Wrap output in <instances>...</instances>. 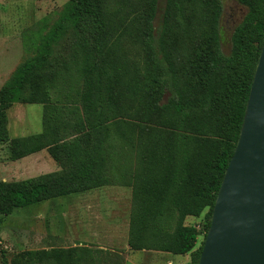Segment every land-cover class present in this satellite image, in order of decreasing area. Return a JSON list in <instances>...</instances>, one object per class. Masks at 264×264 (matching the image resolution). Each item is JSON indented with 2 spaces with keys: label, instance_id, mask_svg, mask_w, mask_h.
Masks as SVG:
<instances>
[{
  "label": "trees",
  "instance_id": "16d2710c",
  "mask_svg": "<svg viewBox=\"0 0 264 264\" xmlns=\"http://www.w3.org/2000/svg\"><path fill=\"white\" fill-rule=\"evenodd\" d=\"M237 1L247 10L228 54L222 0H166L157 25L158 0H68L47 31L26 36L30 55L0 88V143L13 160L48 149L61 169L0 180V229L16 209L118 182L132 190L130 250L198 264L264 43V0ZM125 43L139 49L134 61ZM17 102L44 105L41 133L10 137ZM203 212L196 247L200 230L185 220ZM110 253L26 250L10 264H104Z\"/></svg>",
  "mask_w": 264,
  "mask_h": 264
},
{
  "label": "rangeland",
  "instance_id": "374dc122",
  "mask_svg": "<svg viewBox=\"0 0 264 264\" xmlns=\"http://www.w3.org/2000/svg\"><path fill=\"white\" fill-rule=\"evenodd\" d=\"M165 1L158 0V9L154 20L155 25L159 23ZM222 1L224 6L221 19L222 48L228 54L231 49L232 32L243 19L247 9L237 0ZM67 2L68 0H0V88L23 59L30 55L24 45L26 36L28 38L32 35L38 29L40 23H43L44 31H47ZM124 48L131 53L132 61H134L139 53L137 46L125 43ZM67 53V41L63 40L55 47L54 54L63 57L67 56ZM72 72L68 71L67 77ZM66 88H68L67 85ZM75 98L78 101L80 100V96ZM43 114V104L14 103L13 107L8 111L10 137H23L41 133L44 129ZM68 132L69 134L74 133L72 130ZM122 157V162H127L124 161L127 156L123 155ZM48 158L50 160L49 163H47ZM55 164L56 161L52 158L48 149L37 154H31L25 159L23 157L13 160L11 158L10 142L0 143V180L9 181L34 177L50 171L51 166L54 169ZM63 166L64 168L69 167L67 159L63 160ZM113 172L115 173L116 169H113ZM70 202L71 197L69 196L58 197L26 208L16 209L9 215L0 229V264H10L15 255L26 250H66L73 246H78L74 245L72 241V215L74 211L69 206ZM205 212L199 217L187 218L189 224H196L200 230L196 247L204 239ZM98 221V223H102L97 224L98 227L104 224L107 226L113 225L108 220ZM124 223L125 221L122 218V228L119 229V237L124 235ZM101 230L106 231L109 229ZM108 251H111V255L107 257V261L104 264H110L109 262L111 264H115V262L124 264V255L121 249H108ZM170 256L175 258L176 264H191L190 253L186 255L170 254ZM160 262L159 258H152L150 264H160Z\"/></svg>",
  "mask_w": 264,
  "mask_h": 264
},
{
  "label": "water",
  "instance_id": "95a60500",
  "mask_svg": "<svg viewBox=\"0 0 264 264\" xmlns=\"http://www.w3.org/2000/svg\"><path fill=\"white\" fill-rule=\"evenodd\" d=\"M198 264H264V43Z\"/></svg>",
  "mask_w": 264,
  "mask_h": 264
},
{
  "label": "crops",
  "instance_id": "0c3cea01",
  "mask_svg": "<svg viewBox=\"0 0 264 264\" xmlns=\"http://www.w3.org/2000/svg\"><path fill=\"white\" fill-rule=\"evenodd\" d=\"M43 150L46 151V149ZM26 157H24V159ZM35 161L37 162V160ZM49 161L48 158L47 163H49ZM52 167L53 166H51L48 172L61 169L58 162H56L54 169H52ZM69 197H71L69 206L72 207L74 211L72 215V241L74 245H90L105 250H114L115 248L121 249L124 255V264H150L152 258H159L161 261L160 264H176L175 258L170 256V254L173 253L154 250H130L128 246L129 212L132 207V190L130 187L118 182H113L112 184L104 185L86 192L76 193ZM122 218L125 221V232L122 237H119V229L122 228ZM187 218L185 223L189 224ZM98 220H108L113 225L107 226L104 224L98 227L97 224H102L98 223ZM101 229L109 230L102 231Z\"/></svg>",
  "mask_w": 264,
  "mask_h": 264
}]
</instances>
